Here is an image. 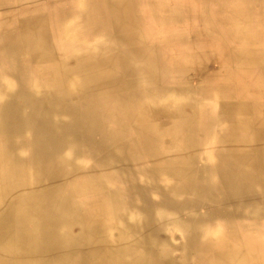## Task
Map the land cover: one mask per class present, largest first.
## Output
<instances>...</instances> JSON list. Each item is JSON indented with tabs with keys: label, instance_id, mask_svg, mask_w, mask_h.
I'll use <instances>...</instances> for the list:
<instances>
[{
	"label": "rangeland",
	"instance_id": "1",
	"mask_svg": "<svg viewBox=\"0 0 264 264\" xmlns=\"http://www.w3.org/2000/svg\"><path fill=\"white\" fill-rule=\"evenodd\" d=\"M20 1L0 0V148L5 146L22 157L28 174L23 184L21 177H11L7 170L16 166L13 160L0 162L4 172L0 212L5 220V228L0 229V236L4 233L0 264H107L110 247L91 235L117 227L112 210L116 202L121 203L122 218L130 217L129 224L145 235L140 251L155 263L209 264L208 259L226 263L225 246L208 240L199 247L195 230L227 221L234 227L235 241L237 228L247 226L248 209L255 213L257 207H264V161L258 159L264 154V61L241 65L245 57L264 56V30L260 29L264 27V0ZM241 11H245L243 19L253 25L256 38L247 40L248 36L230 29ZM25 19L35 31L46 28V59L36 46L17 41L15 35ZM216 48L218 55L212 57L208 50ZM149 50L155 67L152 83L145 80ZM88 65L111 69L102 77L93 70L87 77L79 73L68 84L54 80L56 74L65 76ZM151 94L155 103L170 96L183 104V110L170 115L156 112L151 120L149 116L137 120L127 112L134 102L142 103ZM224 95L248 109L246 126L230 124ZM15 111L19 115L5 121ZM43 119L53 128L41 127ZM51 137L54 143L52 139V145L41 148L44 138ZM246 140L251 141L249 145ZM56 150L68 159L58 158ZM32 167L39 168L34 179ZM45 167L56 169L42 171ZM72 167L82 175L77 183L95 176L103 186L78 193L67 183L63 193L64 181L55 180L57 168L62 174ZM239 171L245 173L240 182L223 179ZM117 189L120 194L113 197ZM59 194L67 198L66 225L70 220L78 225L79 233L70 235L67 244L59 240L54 226H43V221L36 224L30 210L33 199L48 195L43 200L47 212H42V220L46 216L59 222L54 208ZM255 217L264 221V213ZM13 234L19 239L8 251L5 243Z\"/></svg>",
	"mask_w": 264,
	"mask_h": 264
},
{
	"label": "bare ground",
	"instance_id": "2",
	"mask_svg": "<svg viewBox=\"0 0 264 264\" xmlns=\"http://www.w3.org/2000/svg\"><path fill=\"white\" fill-rule=\"evenodd\" d=\"M2 1V0H1ZM20 1V0H19ZM31 1V0H29ZM70 1V0H69ZM22 2V1H20ZM37 2V1H36ZM19 3V2H18ZM94 3V2H93ZM142 3V2H141ZM149 3V2H148ZM151 3V2H150ZM194 3V2H193ZM153 4V3H152ZM95 5V3H94ZM150 5V4H149ZM201 6V5H199ZM170 7V6H169ZM209 7V6H208ZM11 9V8H10ZM169 9V8H168ZM245 9V8H244ZM260 9V8H259ZM258 9V10H259ZM156 10V9H155ZM162 10V9H161ZM175 10V9H174ZM177 10V9H176ZM239 10V9H238ZM237 10V11H238ZM253 10V9H252ZM257 10V9H256ZM95 11V10H94ZM189 11V10H188ZM236 11V10H235ZM210 12V11H209ZM234 13V12H233ZM235 13H239V12H235ZM33 14V13H31ZM43 14V13H42ZM250 15V13H248ZM255 14V13H254ZM6 15V14H5ZM94 14H92L93 16ZM156 15V14H155ZM209 15V14H208ZM238 19L236 20L235 24H231L230 29L235 30L238 34L241 35H246L248 36V39L251 38H256V34L254 36V27L252 24H250L247 19H243V17H245V11H241L238 14ZM33 16V15H32ZM47 16V14H46ZM193 16V15H192ZM3 17V16H2ZM16 17V15H15ZM29 17V16H28ZM77 17V16H76ZM217 18V16H215ZM223 17V16H222ZM253 17V16H252ZM8 18V17H7ZM165 18V17H164ZM225 18V17H224ZM227 18V17H226ZM229 18V17H228ZM16 19V18H15ZM44 19V18H43ZM85 19V18H84ZM174 19V18H173ZM218 19V18H217ZM221 19V18H220ZM17 20V19H16ZM142 20V18H141ZM4 21V20H3ZM34 21V20H33ZM146 21V19L144 20ZM221 21V20H220ZM235 21V20H234ZM264 21V19H263ZM2 22V21H1ZM42 22V21H41ZM180 22V21H179ZM182 22V21H181ZM180 22V23H181ZM200 22V21H199ZM223 22V20L221 21ZM35 23V22H34ZM78 23V22H77ZM93 23V22H92ZM95 23V22H94ZM204 23V22H203ZM224 23V22H223ZM5 24V23H4ZM41 24V23H40ZM145 24V23H143ZM222 24V23H221ZM227 24V23H226ZM43 25V24H42ZM49 25V24H48ZM228 25V24H227ZM35 26V25H34ZM223 26V25H222ZM220 27V26H219ZM7 28V27H6ZM38 28V27H37ZM93 28V27H92ZM144 28H146L144 26ZM224 28V26H223ZM226 28V26H225ZM12 29V28H11ZM10 29V30H11ZM34 27H32V22H29L28 19L21 21L20 22V32H18L15 37L18 40H20L24 46L27 47H34L36 46L43 54H42V59H46L47 56L44 54H48V49H49V44H48V37H47V30L46 28L44 29V26L40 27L39 29H37L36 31L33 30ZM111 29V28H110ZM220 29V28H219ZM228 29V28H227ZM228 29V30H230ZM261 30H264V27L260 28ZM94 30V29H93ZM147 30V29H146ZM171 30V29H170ZM201 31V30H200ZM221 31V30H220ZM94 32V31H93ZM146 32V31H145ZM174 32V31H173ZM205 32V31H204ZM51 33V32H50ZM111 33V32H110ZM203 33V32H202ZM225 33V32H223ZM227 33V32H226ZM232 33V31H231ZM230 33V34H231ZM5 34V33H4ZM113 34V33H112ZM147 34V33H146ZM11 35V34H10ZM65 35V34H64ZM190 35V34H189ZM226 35V34H225ZM228 35V34H227ZM67 36V35H66ZM224 36V35H223ZM3 37V36H2ZM241 37V36H239ZM245 37V36H244ZM246 38V37H245ZM166 39V38H165ZM177 39V38H176ZM232 39V38H231ZM241 39V38H239ZM260 39V38H259ZM98 40V38H97ZM169 40V39H168ZM238 40V39H237ZM246 40V41H247ZM149 41H153L149 40ZM227 41H231L230 39ZM86 42V41H85ZM233 42V41H232ZM237 42V41H236ZM250 42V41H248ZM244 43V42H243ZM261 43V42H260ZM92 44V43H91ZM231 44V43H230ZM229 44V46L231 47V45ZM249 44V43H248ZM253 44V43H251ZM233 46V45H232ZM247 46V45H246ZM245 46V47H246ZM244 47V48H245ZM250 47V46H249ZM252 48V47H251ZM264 48V47H263ZM82 49V48H81ZM220 50V49H219ZM249 50V49H248ZM80 51V50H79ZM149 53H153L152 51H147ZM193 52V51H192ZM75 53V52H74ZM208 53L211 54V56H217L218 55V48H216L214 51H210L208 50ZM183 54V53H182ZM262 54V53H261ZM261 54L259 53L258 56H254L248 58L247 60L244 58L243 60H241L242 64L244 67H249L250 65L256 63V62H263L264 61V56H261ZM264 54V53H263ZM21 55V54H19ZM246 55V54H245ZM30 56V55H29ZM190 56V55H189ZM193 56V55H192ZM59 57V56H58ZM244 57V56H243ZM35 58V57H34ZM60 58V57H59ZM62 58V57H61ZM9 59V58H8ZM27 60V59H26ZM13 61V60H12ZM240 61V60H239ZM27 62V61H26ZM239 62V63H241ZM222 63V62H221ZM261 64V63H260ZM145 65L149 66L148 68V74L149 76H146L147 78L145 79L146 81H149L150 83L155 81V67H153V54L152 55H148V57L145 59ZM240 65V64H239ZM263 65V64H262ZM33 66V64H32ZM253 66V65H252ZM96 67V69H95ZM98 67V68H97ZM30 68V66H29ZM36 68V67H35ZM40 68V67H39ZM44 68V67H43ZM110 67H104V68H100L99 66H86L85 68H82V71H77L76 69L73 70L71 73L63 76L60 72L59 74L55 75V82L56 83H66L68 84L71 80H76V78L78 77L77 74L82 73L83 75L87 76H91L89 73V70H93L95 71V73L97 74V76H104L107 74L108 69ZM34 69V68H33ZM48 69V67H47ZM111 69V68H110ZM220 69V68H219ZM243 69V68H242ZM53 70V68H52ZM31 71V70H30ZM263 71V70H262ZM49 72V70H48ZM257 72V70H256ZM37 73V72H36ZM238 73V72H237ZM240 73V72H239ZM254 73V72H253ZM258 73V72H257ZM224 74V73H223ZM234 74V72H233ZM261 74H263L264 77V72ZM40 75V74H38ZM46 75V74H45ZM53 75V74H52ZM239 75V74H238ZM260 75V74H259ZM35 76V75H34ZM51 76V75H50ZM225 76V75H224ZM223 76V77H224ZM230 76V75H229ZM258 76V75H257ZM41 77V75H40ZM49 77V76H47ZM252 77V76H251ZM38 78V77H37ZM218 78V77H217ZM220 78V77H219ZM261 78V77H260ZM216 79V78H215ZM230 79V78H229ZM232 79V78H231ZM52 80V79H51ZM4 81V80H3ZM2 81V82H3ZM38 81V87H40V80ZM47 81V80H46ZM68 81V82H67ZM189 81V80H188ZM194 81V80H193ZM233 81V80H232ZM264 81V80H263ZM262 81V82H263ZM47 83V82H46ZM50 83V82H48ZM233 83V82H232ZM6 84V83H4ZM165 84V82H164ZM190 84V83H189ZM11 85V84H10ZM41 85H45L42 84ZM192 85V84H191ZM5 86V85H4ZM13 86V85H12ZM215 86V85H214ZM264 86V84H263ZM37 87V88H38ZM44 87V86H43ZM7 88V87H6ZM33 89V88H32ZM234 89V88H233ZM26 90V89H25ZM40 90V89H39ZM196 90V89H195ZM255 90V89H254ZM253 91V90H252ZM258 91V90H257ZM166 92V91H165ZM179 92V91H178ZM201 92V91H200ZM199 92V93H200ZM214 92V91H213ZM216 92V91H215ZM221 92V91H220ZM224 94H229L227 92H225V90L222 91ZM259 92V91H258ZM263 92V91H262ZM40 93V92H39ZM208 93V92H207ZM210 93V92H209ZM218 93V92H217ZM48 94V92H47ZM163 94V93H162ZM197 94V93H196ZM166 95V94H165ZM164 95V96H165ZM172 95V94H171ZM218 95V94H217ZM220 95V94H219ZM231 95V94H230ZM147 96V95H146ZM263 96V95H262ZM29 97V96H28ZM153 97L154 95L151 94L150 96H147V99L144 100V102L139 103L136 105V102H134V106L128 109V113L131 114L135 119L137 120H145L147 116L151 117L153 116V114H155L156 112H158L159 114H163L166 113L165 115H170V114H174L175 112H180L183 110V104L180 102H177L176 100H174L173 98L167 97L164 102H154L153 101ZM5 98V97H4ZM160 98V97H159ZM163 99V98H162ZM224 99H226V107L229 109L228 111V118H229V122L230 124L233 123H242L243 125H247V118L249 116L248 114V109L246 107H244L243 105H236L235 102L233 101L232 98L229 97V95H224ZM114 100V99H113ZM199 100V99H198ZM200 101V100H199ZM132 102V100H131ZM256 102V101H255ZM263 103V102H262ZM260 104V103H258ZM189 105V104H188ZM218 105V104H217ZM252 105V104H251ZM257 105V104H256ZM44 106V105H43ZM89 106V105H88ZM237 106V107H236ZM93 108V107H92ZM261 108V107H260ZM46 109V108H45ZM44 109V110H45ZM32 110V109H31ZM261 110V109H260ZM259 110V111H260ZM89 111V109H88ZM17 111L13 112L12 114L9 113L7 114V116L5 117V121L11 120L12 118H15L19 115V112L16 113ZM95 112V111H94ZM261 112V111H260ZM32 113V112H31ZM157 113V114H158ZM205 114V113H204ZM207 114V113H206ZM15 115V117H14ZM41 115V114H40ZM77 115V114H76ZM90 115V114H89ZM164 115V116H165ZM217 115V114H216ZM256 115V114H255ZM264 115V114H263ZM73 116V114H72ZM99 116V115H98ZM75 117V116H74ZM72 117V118H74ZM167 117V116H166ZM164 117V118H166ZM172 117V115L170 116ZM195 117V116H194ZM227 117V116H226ZM257 117V116H256ZM93 118V116H92ZM154 118V117H153ZM77 119V118H76ZM161 119V118H160ZM255 119V118H254ZM87 120V119H86ZM85 120V121H86ZM103 120V119H102ZM156 120V119H155ZM159 120V119H158ZM257 120V119H256ZM260 120V119H259ZM44 123H40L39 125L42 127L47 126L49 128H53L50 127V124L48 123V119L44 120ZM66 121V120H64ZM166 121V120H165ZM172 121V120H171ZM258 121V120H257ZM51 122V121H50ZM92 122V121H91ZM115 122V121H114ZM158 122V121H157ZM164 122V120H163ZM162 122V123H163ZM253 122V121H252ZM75 123V121H74ZM156 123V122H155ZM108 124V123H107ZM146 124V123H145ZM148 124V123H147ZM159 124V123H157ZM93 125V124H92ZM160 125V124H159ZM216 125V124H215ZM87 126V125H86ZM105 126V125H104ZM118 126V125H117ZM255 126V125H254ZM75 127V124H74ZM81 127V126H80ZM96 127V126H95ZM113 127V125H112ZM154 127V126H153ZM156 127V126H155ZM47 128V129H49ZM57 128V127H56ZM63 128V127H62ZM244 128V127H243ZM261 128V127H260ZM258 128V129H260ZM46 129V127H45ZM85 129V128H84ZM83 129V130H84ZM87 129V128H86ZM189 129V128H188ZM263 129V128H262ZM82 130V129H81ZM111 130V129H110ZM175 130V129H174ZM47 131V130H46ZM95 131V130H94ZM120 131V130H119ZM155 131V130H154ZM157 131V130H156ZM202 131V130H201ZM64 132V131H63ZM84 132V131H83ZM96 132V131H95ZM109 132V131H108ZM158 132V131H157ZM203 132V131H202ZM209 132V131H208ZM216 132V131H215ZM49 133V131H48ZM88 133V132H87ZM159 133V132H158ZM214 133V132H213ZM54 134V133H53ZM63 134V133H62ZM72 134V133H71ZM156 134V133H155ZM175 134H177L175 132ZM200 134V133H199ZM91 135V134H90ZM105 135V134H104ZM178 135V134H177ZM66 136V135H65ZM77 136V135H76ZM200 136V135H199ZM216 136V135H215ZM220 136V135H219ZM264 136V134H263ZM84 137V136H83ZM89 137V136H88ZM181 137V136H180ZM191 137V136H190ZM203 137V136H202ZM210 137V136H209ZM260 137V136H259ZM87 138V137H86ZM137 138V137H136ZM135 138V139H136ZM187 138V137H186ZM52 137L51 138H47L43 140V147L48 146V143L51 144L52 142ZM92 139V137H91ZM95 139V138H94ZM160 139V138H159ZM201 139V138H199ZM222 138L220 137V140ZM260 139V138H259ZM65 141V139H63ZM62 139H58V142L63 141ZM109 140V139H108ZM253 140V138H252ZM54 139H53V143H54ZM84 141V140H83ZM106 141V140H105ZM111 141V140H110ZM124 141V140H123ZM122 141V143H123ZM129 141V140H128ZM136 141V140H135ZM200 141V140H199ZM103 142V141H102ZM161 142V141H160ZM251 141L246 143L249 145ZM255 142V141H254ZM119 143V142H118ZM156 143V142H155ZM189 143V142H188ZM203 143V142H202ZM66 144V143H65ZM134 144V143H133ZM205 144V143H204ZM217 144V143H216ZM215 144V145H216ZM224 144V143H223ZM226 144V142H225ZM52 145V144H51ZM138 145V143H137ZM261 145V144H260ZM66 146V145H65ZM107 146V145H106ZM110 146V145H109ZM189 146V145H188ZM228 146V145H227ZM229 146H231L229 144ZM126 147V146H125ZM155 147V146H154ZM205 147V146H204ZM263 147V146H262ZM44 149V148H43ZM51 149V148H50ZM63 149V148H62ZM67 149V148H66ZM130 149V148H129ZM132 149V148H131ZM140 149V148H139ZM207 149V148H206ZM74 150V149H73ZM111 150V149H110ZM121 150V149H120ZM153 150V149H152ZM216 150V149H214ZM250 150V149H249ZM55 151V150H54ZM62 151V150H61ZM61 151L59 152L58 150H56V156L59 158L62 157L63 159H68V156H64ZM123 151V150H122ZM138 151V150H137ZM140 151V150H139ZM155 151V150H154ZM190 151V150H189ZM222 151V150H221ZM248 151V150H247ZM41 152V151H40ZM51 152V151H50ZM72 152V151H71ZM91 152V151H90ZM110 152V151H108ZM112 152V151H111ZM199 152H201L199 150ZM206 152V151H205ZM225 152V151H223ZM232 152V151H231ZM64 153V152H63ZM78 153V152H77ZM114 153V152H113ZM133 153V152H132ZM248 153V152H247ZM18 154V153H17ZM35 154V153H32ZM141 154V153H140ZM189 154V153H188ZM187 154V155H188ZM216 154V153H215ZM223 154V153H222ZM92 155V154H91ZM43 156V155H42ZM77 156V155H76ZM114 156V155H113ZM199 156V155H198ZM137 157V156H136ZM22 158V157H21ZM21 158L19 155H13L8 148H6L5 146L0 148V162L2 161H9V160H13L14 165H16L15 167L11 168V169H7L10 171V176L11 177H21L22 179V183L24 184L25 181V176L28 174V172H25L24 170V166H22L21 163ZM41 158V157H40ZM121 158V157H120ZM199 158V157H198ZM205 158V157H204ZM73 159V158H72ZM82 159V158H81ZM137 159V158H136ZM247 158H242V160H246ZM258 159L263 160L264 161V154H262L261 156H258ZM78 160V159H77ZM114 160V159H113ZM134 160V159H133ZM150 160V159H149ZM125 161V160H124ZM138 161V160H137ZM187 161V160H186ZM41 162V161H40ZM142 162V161H141ZM189 162V161H188ZM187 162V163H188ZM137 163V162H136ZM139 163V162H138ZM154 163V162H153ZM152 163V164H153ZM141 164V163H140ZM151 164V163H150ZM151 164V165H152ZM34 165V164H33ZM108 165V163H107ZM116 165V164H115ZM143 165V164H142ZM185 165V164H184ZM262 165L263 162H262ZM183 166V165H182ZM186 166V165H185ZM190 166V165H189ZM85 167V166H84ZM95 167V166H94ZM114 167V165H113ZM151 167V166H150ZM73 169L70 170L69 172H66L65 170L61 172L59 171V168H57V176L55 178V180L57 181V183H59V181H64L63 185H62V192L65 193L68 190V186L67 183L74 189H76V191L79 193L80 190H84V191H91L92 189L97 190L99 188H101L103 186V182L101 180H98L95 176L87 179H79L78 183H77V178H79L80 176L82 177V175H80L81 172L77 173V170L75 167H72ZM182 168V167H181ZM190 168V167H189ZM216 168V167H215ZM53 169H56L55 167L53 168H47L45 167L42 171H50ZM93 169V168H92ZM117 169V168H116ZM123 169V168H122ZM97 170V169H96ZM129 170V169H128ZM171 170V169H170ZM217 170V169H216ZM39 168H31L30 169V177L31 179H34L36 177V174L38 173ZM193 171V170H192ZM52 172V173H53ZM145 172V171H144ZM154 172V171H153ZM196 172V171H195ZM221 172V171H219ZM128 173V172H127ZM157 173V172H156ZM86 174V173H85ZM196 174V173H195ZM220 174V173H219ZM222 174V173H221ZM245 174V173H244ZM243 172L239 171L237 173H228L225 175V177L223 179H228V181L231 179V181H236V183L240 180H242L244 177ZM247 174V173H246ZM4 172H1L0 169V179L3 180V176ZM84 175V174H83ZM88 175V174H87ZM158 175V174H157ZM156 175V176H157ZM154 176V175H153ZM193 176V174H192ZM195 176V175H194ZM68 177H70L68 179ZM98 177V175H97ZM228 177V178H226ZM86 178V177H85ZM242 178V179H241ZM5 179V178H4ZM100 179V178H99ZM157 179V178H156ZM221 179V178H220ZM6 180V179H5ZM104 180V179H103ZM222 180V179H221ZM209 181V180H208ZM207 182V181H206ZM242 182V181H241ZM226 183V182H225ZM243 183V182H242ZM263 183V182H262ZM256 184V183H255ZM9 185V182L7 183V186ZM1 186V185H0ZM32 186V185H31ZM259 186V185H258ZM262 186V185H261ZM19 187V186H18ZM59 187V192H60V186ZM229 187V186H228ZM157 188V187H156ZM231 188V186H230ZM258 188V187H257ZM175 189V187H174ZM205 189V188H204ZM208 189V188H207ZM211 189V188H210ZM25 190V189H24ZM157 190V189H156ZM206 190V189H205ZM251 190V189H250ZM249 190V191H250ZM26 191V190H25ZM24 191V192H25ZM29 191V189H28ZM32 191V190H31ZM158 191V190H157ZM160 191V190H159ZM232 191V189H231ZM247 191V190H246ZM176 192V191H175ZM17 193V192H16ZM243 193V192H242ZM248 193V192H247ZM260 193V192H259ZM26 194V193H25ZM120 193L117 190H114L112 192L113 197L119 195ZM251 194V193H250ZM255 194V193H254ZM253 194V195H254ZM8 195V194H7ZM136 195V194H135ZM236 195V194H235ZM246 195V194H245ZM252 195V196H253ZM250 196V195H249ZM41 198H36L33 199L31 206H30V210H31V216L33 217L32 219L35 220V217L37 219V221H34L36 224H38L39 222L43 221L42 225L43 226H49L52 227L54 226L56 229V232L59 233L58 238L59 240L61 239L62 244H67L68 239L70 237V235L75 236L76 234H78V225L75 221H71L69 225H66L67 221L69 220L65 214H64V205L67 202V198H66V194H62L60 196H58L57 200L55 201V212H58L59 214V218L60 221L56 222L53 221L51 219V217H44V219L42 220V212L46 213L47 211L44 208L43 205V200L45 198H48V195L45 196H40ZM121 197V196H120ZM243 197V195H242ZM43 198V199H42ZM130 198V197H129ZM169 198V197H168ZM116 199V198H114ZM255 201H257L255 199ZM116 202V201H115ZM133 202V201H132ZM3 203V202H2ZM166 203V202H165ZM247 203V202H245ZM120 202H116V203H112V210L114 211V213L116 214L115 220L117 219V227L112 228V229H107L105 231H101L99 233H94V235H91V238H97L100 239V241L104 244V245H108L107 248H109V251H107V264H157L155 263L151 258L146 257L141 251H140V245H143L146 242L145 239V235L141 233L140 229H138V226H131L129 224V218L130 217H124L122 218V213H121V207H120ZM145 204V203H144ZM30 205V204H29ZM94 205V204H93ZM2 206V205H1ZM101 206V205H100ZM104 207V205H103ZM29 208V206H28ZM135 208V207H134ZM138 209V208H137ZM230 209V208H229ZM12 210V209H10ZM91 210V209H90ZM131 210V209H130ZM205 211V209H203ZM233 211V210H232ZM63 212V214H62ZM129 212V211H128ZM106 213V212H105ZM180 213V212H179ZM238 213V211H237ZM261 213H264V207H257L255 209V213H254V209H248V213H247V226L246 227H239L237 228V238L235 241L232 240V229L234 228L232 225H230V222L227 221H222L219 222H215L214 226H209V227H203V228H199L198 226L196 227L195 230V238L197 240V242L199 243V247H201L200 245L205 244V241L211 240L213 243H220L222 245L225 246L226 248V263L223 262V264H264V221H260L257 220V218L255 217L256 215L259 216L261 215ZM3 215V213L0 212V229L5 228V220H1V216ZM70 215V214H69ZM135 215V214H133ZM61 216L62 220H61ZM108 216V215H107ZM138 216V214H137ZM141 216V215H140ZM245 218V217H244ZM101 219V218H100ZM109 219V218H108ZM134 219V218H133ZM142 219V218H141ZM230 219V218H229ZM231 220V219H230ZM235 220V219H234ZM111 222V221H110ZM114 222V221H113ZM137 222V220H136ZM200 222H202L200 220ZM243 222V221H242ZM151 223V222H150ZM156 223V222H155ZM177 223V222H176ZM180 223V222H179ZM199 224V222H197ZM173 224V223H172ZM175 224V223H174ZM182 224V223H181ZM186 224V223H185ZM189 224V223H188ZM187 224V225H188ZM210 224V223H209ZM39 225H41L39 223ZM151 225V224H150ZM169 225V224H168ZM177 225V224H176ZM262 225V226H261ZM166 226V225H165ZM180 226V225H179ZM141 227V226H140ZM167 227V226H166ZM168 228V227H167ZM189 228V227H188ZM197 228H199L197 230ZM261 228V229H258ZM169 229V228H168ZM175 230V229H174ZM191 230H193V227L191 228ZM9 231V230H8ZM166 231V230H165ZM221 234V235H219ZM4 233L1 234L0 237H3ZM37 235V234H36ZM184 235V233H183ZM40 236V235H39ZM186 237V236H185ZM183 238V237H182ZM17 236L15 234H13L12 238L8 240V242L5 243V247L8 251H10L13 248L14 243L17 241ZM32 240H35L34 238ZM15 241V242H14ZM67 242V243H66ZM161 244V243H160ZM174 244V243H173ZM185 246V245H184ZM164 247V246H162ZM210 247V246H209ZM98 248V247H97ZM184 248V247H183ZM187 248V246H186ZM244 248H246L248 250L247 253H245ZM153 249V248H152ZM173 249V248H172ZM201 249V248H200ZM213 249V248H212ZM180 250V249H179ZM188 250V249H187ZM152 251V250H151ZM173 251V250H172ZM155 252V251H153ZM186 252V251H185ZM145 253V252H144ZM187 253V252H186ZM202 253V252H201ZM208 253V252H207ZM213 254V253H212ZM222 254V253H221ZM150 255V253H149ZM185 255V253H184ZM225 255V254H224ZM92 256V255H91ZM195 256V255H194ZM156 257V256H155ZM196 257H200V255H197ZM195 257V258H196ZM211 257V256H210ZM91 259V258H90ZM188 259V258H186ZM186 261V260H185ZM209 261V264H219L213 261ZM197 262V261H196ZM177 263V262H176ZM176 263H172V264H176ZM90 264V263H89ZM164 264V263H163ZM197 264V263H195ZM198 264H208V263H203L201 261L198 262Z\"/></svg>",
	"mask_w": 264,
	"mask_h": 264
},
{
	"label": "crops",
	"instance_id": "3",
	"mask_svg": "<svg viewBox=\"0 0 264 264\" xmlns=\"http://www.w3.org/2000/svg\"><path fill=\"white\" fill-rule=\"evenodd\" d=\"M143 12V10H141Z\"/></svg>",
	"mask_w": 264,
	"mask_h": 264
}]
</instances>
